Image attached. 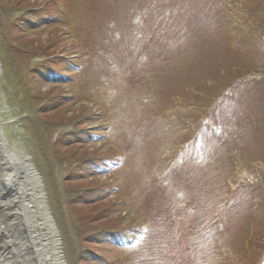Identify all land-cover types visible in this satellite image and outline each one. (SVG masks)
<instances>
[{
    "label": "rangeland",
    "instance_id": "rangeland-1",
    "mask_svg": "<svg viewBox=\"0 0 264 264\" xmlns=\"http://www.w3.org/2000/svg\"><path fill=\"white\" fill-rule=\"evenodd\" d=\"M262 75L264 0H0L1 130L66 264H264Z\"/></svg>",
    "mask_w": 264,
    "mask_h": 264
},
{
    "label": "bare ground",
    "instance_id": "bare-ground-1",
    "mask_svg": "<svg viewBox=\"0 0 264 264\" xmlns=\"http://www.w3.org/2000/svg\"><path fill=\"white\" fill-rule=\"evenodd\" d=\"M0 121V264H66L59 224L47 203L40 173L10 145ZM6 239V240H5Z\"/></svg>",
    "mask_w": 264,
    "mask_h": 264
},
{
    "label": "trees",
    "instance_id": "trees-1",
    "mask_svg": "<svg viewBox=\"0 0 264 264\" xmlns=\"http://www.w3.org/2000/svg\"><path fill=\"white\" fill-rule=\"evenodd\" d=\"M230 6H228L229 7V9L232 11L233 10V7H231L232 5L231 4H229ZM48 11H49V9H48ZM251 17H255V12H251V14H249ZM47 16V17H46ZM44 15V14H42V15H39V16H37V14H36V16H34L33 15V13L32 12H29L27 15H25L24 17H22V18H17V20H15V24H17V26L14 28V23H12L11 24V26H12V29H14V30H20V28H24V29H27L28 27L29 28H31L32 30L34 29V27H36L37 26V21H35V18H39L38 20H40V22L43 24V25H45V24H48L50 21H51V19H52V17H50V15ZM233 16H235V14L233 13ZM26 18V19H25ZM34 18V19H33ZM45 18H47V19H45ZM239 20H240V18H238ZM241 22V21H240ZM22 31H23V29H21ZM40 49V48H39ZM40 53H49V50H48V48H44L43 50H41V51H39ZM52 63V62H51ZM49 64V66H52V64H50L49 62H47V65ZM57 64V63H56ZM53 67V66H52ZM42 78H47L46 77V75L42 72V69L40 68V67H37V68H35V67H33V68H31L30 69V74H29V79H30V81H32V79H34V80H44V79H42ZM72 78L73 77H71V78H68L69 80H71L72 81ZM67 122H68V120H67ZM66 122V123H67ZM92 154V153H91ZM94 158V157H93ZM89 162H94L92 165H94V164H96L97 163V161H95V159H93V160H91V161H89ZM88 217V216H87ZM91 217H89V219H90ZM88 219V218H87ZM110 229V228H109ZM109 232H111L110 234L109 233H107V235H108V237L109 238H112V236H114V234L116 233L115 231L116 230H113V231H110V230H108ZM101 232H103V231H101ZM96 234V233H95ZM94 234V235H95ZM103 234H104V232H103ZM106 234V233H105ZM105 234H104V236H105ZM97 236V235H96ZM264 251V247H261V250L260 251ZM259 251V252H260Z\"/></svg>",
    "mask_w": 264,
    "mask_h": 264
}]
</instances>
